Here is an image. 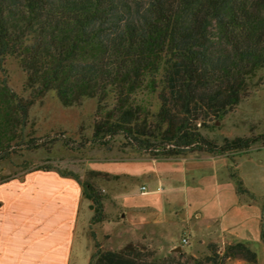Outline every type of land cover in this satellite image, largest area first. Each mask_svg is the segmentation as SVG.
Wrapping results in <instances>:
<instances>
[{"label": "trees", "instance_id": "trees-1", "mask_svg": "<svg viewBox=\"0 0 264 264\" xmlns=\"http://www.w3.org/2000/svg\"><path fill=\"white\" fill-rule=\"evenodd\" d=\"M9 57L26 72L31 95L0 81V162L60 141L71 150L109 147L117 136L122 147L164 159L200 152L232 159L258 142L264 146V132L221 142L201 131L247 96L250 76L264 67V0H0V66ZM50 89L64 105L98 99L92 137L77 140L65 130L31 135V106ZM57 171L81 185L91 223L108 219L99 185L106 172L89 170L82 179ZM231 176L239 194L254 197L235 171ZM260 235L264 241L263 217ZM94 247L89 264L258 261L238 240L223 253L210 241L200 258H161L133 242L104 250L95 240Z\"/></svg>", "mask_w": 264, "mask_h": 264}, {"label": "crops", "instance_id": "crops-1", "mask_svg": "<svg viewBox=\"0 0 264 264\" xmlns=\"http://www.w3.org/2000/svg\"><path fill=\"white\" fill-rule=\"evenodd\" d=\"M94 163L92 170L110 176L102 182L107 225L160 232L171 248L183 230L202 244L245 239L251 203L233 185L228 156L133 151ZM82 199L78 181L55 169L0 182V264H71Z\"/></svg>", "mask_w": 264, "mask_h": 264}, {"label": "rangeland", "instance_id": "rangeland-1", "mask_svg": "<svg viewBox=\"0 0 264 264\" xmlns=\"http://www.w3.org/2000/svg\"><path fill=\"white\" fill-rule=\"evenodd\" d=\"M4 79L20 95L24 97L31 95V90L25 88L27 74L20 68L14 57H9L0 66V81H4ZM143 98L147 103L150 101V96L147 94H144ZM151 100L157 103L154 98ZM97 105L98 99L95 97H85L83 102L78 105H64L56 92L50 89L44 97L31 106V126L28 131L31 132V135L43 136L56 130H65L67 135L77 140H82L86 136L90 138L93 135ZM201 131L206 136L217 138L221 142L225 137L234 138L239 135L249 136L264 132V67L257 69L250 76L247 96L223 119L212 121L210 127H202ZM122 142L123 137L117 136L109 147L89 145L80 150H71L60 141L54 144L51 149L22 150L10 159L0 162V182L25 178L29 173L43 171L40 167L45 165H50L55 170L62 172H74L85 179L88 171L92 170L94 162L100 157H105L106 154L108 157L127 156L136 151L130 147H122ZM140 154L149 156L145 153ZM233 157L230 158L232 162L229 166L230 176L231 171H235L243 180V186L255 194L254 197H251L248 194L238 193L240 197H243L244 202L251 203L250 223L246 227L245 239L240 241L247 242L256 251L258 261L248 262L235 258L227 260L226 264H264V241L260 235L262 217L264 218V146L258 142L247 153H234ZM105 179L109 180L110 176L107 174V177L99 181L102 189V182ZM232 180L237 190L238 183L236 179L232 178ZM29 201H32L31 198ZM79 209L77 237L71 264H89L95 249V240L101 244L104 250H121L128 243L133 242L153 250L155 255L161 258L179 255V253L185 257L194 255L200 258L209 253L208 243L210 241L202 244L198 239L190 236L187 230L174 235L180 237V240L175 243L177 247L171 248L170 244L167 245L164 242V236L160 232L156 234L151 232V236L148 237L147 234L143 235L141 232L125 231L121 225L118 227L107 225L106 223L110 219L107 211L108 219L100 223H91L93 210L85 197L82 199ZM218 244L219 251L223 253L227 242L225 244L218 242Z\"/></svg>", "mask_w": 264, "mask_h": 264}]
</instances>
